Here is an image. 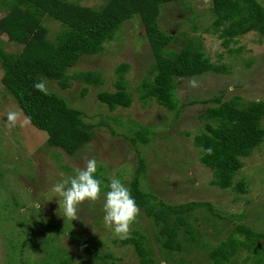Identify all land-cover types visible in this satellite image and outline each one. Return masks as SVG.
I'll use <instances>...</instances> for the list:
<instances>
[{
  "label": "rangeland",
  "instance_id": "374dc122",
  "mask_svg": "<svg viewBox=\"0 0 264 264\" xmlns=\"http://www.w3.org/2000/svg\"><path fill=\"white\" fill-rule=\"evenodd\" d=\"M69 1L90 7L103 2ZM257 1L264 8V0ZM211 6V0H179L160 5L157 21L164 32L174 37L170 48L180 49L186 36L197 37L205 56L227 68L226 72L208 71L178 78L177 114L154 98L144 103L139 99L138 85L154 66V57L138 14L122 24L101 52L82 56L69 69L66 88L55 80H44L49 91L80 110L84 121L94 125L93 138L74 156L46 144V133L29 122L3 86L0 67V264H21L26 259L29 264H42L52 257L66 259L69 264H111L106 258L87 252L82 245L86 240L98 255L110 253L114 264H142L133 246L121 244L113 229L104 224V194L108 190H101L98 200H85L78 205L79 219L71 221L58 214L62 210L53 185L74 175L75 169L84 167L90 158L96 159L101 175L110 180L118 178L124 184L142 157L146 164L139 179L142 189L171 204L207 201L212 205V210L198 209L196 219H189L199 243L194 242L167 260L162 258L152 238L151 223L139 208L128 235L133 230L146 233L154 264H211L209 249L236 222L264 233V141L242 158L243 167L235 176L236 181L247 182V193L212 185V171L199 161L201 151L192 141L203 130L199 114L208 103L201 100L212 96L227 100L233 95H239L242 102L264 100V36L252 31L235 37L225 47L220 31H213L215 15ZM48 24L53 29L58 25L51 21ZM0 41L6 51L20 48L4 34H0ZM121 64L128 65L124 80L132 104L110 111L97 93L115 90ZM87 70L98 72L102 83L86 85L71 77ZM9 112L17 114L14 126H9ZM261 123L264 126V117ZM136 124L155 131L147 144H134L123 136L131 127L138 129ZM245 256L243 252L239 260Z\"/></svg>",
  "mask_w": 264,
  "mask_h": 264
},
{
  "label": "trees",
  "instance_id": "16d2710c",
  "mask_svg": "<svg viewBox=\"0 0 264 264\" xmlns=\"http://www.w3.org/2000/svg\"><path fill=\"white\" fill-rule=\"evenodd\" d=\"M176 1L179 0H103L99 6L90 7L69 0H0V12L4 13L0 17V34L20 47L9 52L0 41L1 81L29 122L47 133L48 146L74 156L93 138L94 125L84 121L82 112L68 105L58 94L49 91L45 95L35 89L34 82L55 80L66 88L69 69L82 56L101 52L104 44L135 14L140 17L144 38L154 57V66L138 85L141 102L154 98L159 105L177 114L180 108H177L175 95L178 78L208 71H227L223 63L216 64L205 56L197 37L186 36L180 49L170 48L174 37L160 28L157 18L161 4ZM211 3L215 15L213 31H220L219 37L225 47L235 37L252 31L264 36V8L257 0H211ZM48 21L58 23L57 27L53 29ZM127 68L126 64L118 68L114 91L97 93L99 101L110 111L132 104V95L124 80ZM71 77L86 85H99L103 81L98 72L91 70L74 73ZM86 89L83 88L82 94ZM201 102L208 103L199 114L203 130L195 134L192 141L201 151L199 161L212 171L210 183L221 189L247 193V182L244 179L236 181L235 176L243 167L242 158L249 156L264 141L261 123L264 100L242 102L239 95H233L227 100L212 96ZM136 125L138 129L131 127L123 136L134 144H147L152 139L150 134L155 131L145 125ZM209 148L211 153L206 151ZM138 161L135 172L124 184L151 223L153 241L162 258L167 260L172 254L192 247L194 242L199 243L200 238L196 237L189 219H196L198 209L212 210V205L207 201L171 204L156 197L152 191H145L139 179L146 164L142 157ZM95 176L103 182L101 190H108L106 185L110 179L98 170ZM119 242L132 245L142 264H154L152 247L145 232L133 230ZM82 245L87 252H94L97 257L114 264L110 253L98 255L87 240ZM243 252L246 256L239 260ZM208 256L211 264H264V233L236 222L224 238L211 246ZM54 259H46L43 263L69 264L66 259ZM21 264L29 262L26 259Z\"/></svg>",
  "mask_w": 264,
  "mask_h": 264
},
{
  "label": "clouds",
  "instance_id": "9594fccd",
  "mask_svg": "<svg viewBox=\"0 0 264 264\" xmlns=\"http://www.w3.org/2000/svg\"><path fill=\"white\" fill-rule=\"evenodd\" d=\"M33 86L45 95L49 94L46 81L34 82ZM16 120L17 114L9 112V126H14ZM206 151L211 153L212 150L209 148ZM96 172L97 161L95 158H90L86 160L84 167L75 169L74 175L68 176L53 185L52 190L59 197V210H62V214L58 212L59 215L71 221L79 219L77 215L78 205L85 200L96 201L100 198L103 182L101 179L96 178ZM106 187L108 191L104 194V224L112 228L119 238H127L131 225L139 215L140 209L131 194V190L120 179L112 178Z\"/></svg>",
  "mask_w": 264,
  "mask_h": 264
}]
</instances>
